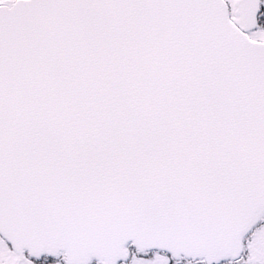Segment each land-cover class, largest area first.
<instances>
[{"label": "snow or ice", "instance_id": "snow-or-ice-1", "mask_svg": "<svg viewBox=\"0 0 264 264\" xmlns=\"http://www.w3.org/2000/svg\"><path fill=\"white\" fill-rule=\"evenodd\" d=\"M0 264H264V0H0Z\"/></svg>", "mask_w": 264, "mask_h": 264}]
</instances>
